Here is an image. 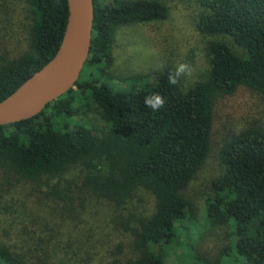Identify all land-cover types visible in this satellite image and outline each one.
Here are the masks:
<instances>
[{"label":"trees","instance_id":"trees-1","mask_svg":"<svg viewBox=\"0 0 264 264\" xmlns=\"http://www.w3.org/2000/svg\"><path fill=\"white\" fill-rule=\"evenodd\" d=\"M184 1L204 68L170 85L179 64L191 70L187 55L115 76L118 31L168 9L92 0L74 85L0 126V264H264V120L215 129L216 107L240 90L264 113V0ZM66 16L65 0H0V101L52 58ZM153 93L165 98L156 112L144 105ZM215 135L220 170L202 175Z\"/></svg>","mask_w":264,"mask_h":264},{"label":"rangeland","instance_id":"rangeland-1","mask_svg":"<svg viewBox=\"0 0 264 264\" xmlns=\"http://www.w3.org/2000/svg\"><path fill=\"white\" fill-rule=\"evenodd\" d=\"M168 9L167 18L163 21H153L142 25L130 26L118 31L116 43L112 48L111 70L115 76H125L154 68L163 60H169L177 65L187 55L191 56V73L204 68V54L201 50L203 39L193 26L194 9L184 0H161ZM192 9V10H191ZM192 14V16H191ZM115 88L123 87L116 80L109 81ZM251 95L240 90L234 96L222 101L217 107L215 129L221 122L227 120V126L233 132L250 124L247 118L252 117L264 120V113L258 110V101L255 106L251 102ZM77 122L80 119L77 118ZM221 137L215 135L211 142L209 154L201 168V174L218 173L220 166L217 161V150ZM199 220H193L195 232L202 229ZM206 243V242H205ZM193 239L186 237L180 241L178 249L188 254ZM206 247L208 246L205 245ZM187 249H189L187 251Z\"/></svg>","mask_w":264,"mask_h":264},{"label":"water","instance_id":"water-1","mask_svg":"<svg viewBox=\"0 0 264 264\" xmlns=\"http://www.w3.org/2000/svg\"><path fill=\"white\" fill-rule=\"evenodd\" d=\"M67 16L52 58L0 101V126L40 113L46 104L71 88L88 55L92 0H65Z\"/></svg>","mask_w":264,"mask_h":264},{"label":"clouds","instance_id":"clouds-1","mask_svg":"<svg viewBox=\"0 0 264 264\" xmlns=\"http://www.w3.org/2000/svg\"><path fill=\"white\" fill-rule=\"evenodd\" d=\"M184 74H191L190 66L184 63L179 64L175 72L169 73L168 82L170 85H176L179 78ZM165 98L159 93H153L144 97V105L150 108L153 112L159 111L164 107Z\"/></svg>","mask_w":264,"mask_h":264}]
</instances>
